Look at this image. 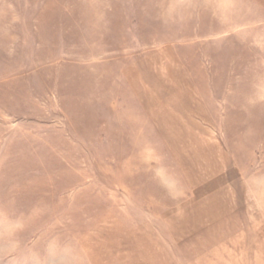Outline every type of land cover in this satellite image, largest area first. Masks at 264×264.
<instances>
[{"label": "rangeland", "instance_id": "1", "mask_svg": "<svg viewBox=\"0 0 264 264\" xmlns=\"http://www.w3.org/2000/svg\"><path fill=\"white\" fill-rule=\"evenodd\" d=\"M13 74L48 114L0 264H264V0H0Z\"/></svg>", "mask_w": 264, "mask_h": 264}, {"label": "crops", "instance_id": "2", "mask_svg": "<svg viewBox=\"0 0 264 264\" xmlns=\"http://www.w3.org/2000/svg\"><path fill=\"white\" fill-rule=\"evenodd\" d=\"M18 75H4L0 80V185L8 187L23 185V172L26 178H33L35 162L39 170L40 125H45L41 120L47 119L48 114L41 104L47 92L37 93L32 84L27 86L24 75ZM45 143L49 146L47 140ZM9 177L13 181L7 183L5 178ZM9 203L13 202H0Z\"/></svg>", "mask_w": 264, "mask_h": 264}, {"label": "clouds", "instance_id": "3", "mask_svg": "<svg viewBox=\"0 0 264 264\" xmlns=\"http://www.w3.org/2000/svg\"><path fill=\"white\" fill-rule=\"evenodd\" d=\"M24 225L18 220H8L0 226V247L13 254L21 250V232ZM31 264H80V257L70 241L57 235L48 238L43 252L32 255Z\"/></svg>", "mask_w": 264, "mask_h": 264}]
</instances>
